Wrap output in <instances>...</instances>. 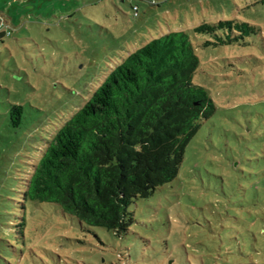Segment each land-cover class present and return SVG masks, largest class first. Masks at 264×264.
I'll use <instances>...</instances> for the list:
<instances>
[{"label": "rangeland", "instance_id": "rangeland-1", "mask_svg": "<svg viewBox=\"0 0 264 264\" xmlns=\"http://www.w3.org/2000/svg\"><path fill=\"white\" fill-rule=\"evenodd\" d=\"M0 11L11 32L0 39L3 195L147 43L235 19L260 29L239 44L197 47L194 82L215 113L202 120L178 177L129 205L127 233L80 226L44 203L29 208L22 238L0 242V264H264V0H0Z\"/></svg>", "mask_w": 264, "mask_h": 264}, {"label": "trees", "instance_id": "trees-1", "mask_svg": "<svg viewBox=\"0 0 264 264\" xmlns=\"http://www.w3.org/2000/svg\"><path fill=\"white\" fill-rule=\"evenodd\" d=\"M259 31L237 19L205 23L170 32L130 54L46 141L12 195L0 190L5 210L0 242L10 246V235L22 238L29 208L44 203L80 226L127 233L133 224L129 205L178 177L202 120L215 113L207 90L194 82L200 69L197 47L239 44ZM10 35L1 31L0 39ZM21 113L13 107L14 126Z\"/></svg>", "mask_w": 264, "mask_h": 264}, {"label": "built area", "instance_id": "built-area-1", "mask_svg": "<svg viewBox=\"0 0 264 264\" xmlns=\"http://www.w3.org/2000/svg\"><path fill=\"white\" fill-rule=\"evenodd\" d=\"M1 15H2V14L0 13V32H1V31H5V32H7V34L10 35L11 32H10V30H9V28H10V27L8 26L9 24L5 22L4 17L2 16V17H3V18H2Z\"/></svg>", "mask_w": 264, "mask_h": 264}]
</instances>
